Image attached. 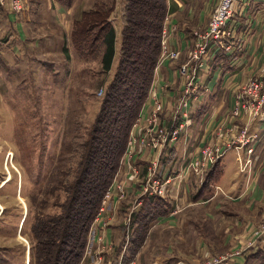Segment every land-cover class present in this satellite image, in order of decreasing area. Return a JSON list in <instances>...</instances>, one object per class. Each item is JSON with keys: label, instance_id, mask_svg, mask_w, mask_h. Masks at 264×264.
<instances>
[{"label": "crops", "instance_id": "0c3cea01", "mask_svg": "<svg viewBox=\"0 0 264 264\" xmlns=\"http://www.w3.org/2000/svg\"><path fill=\"white\" fill-rule=\"evenodd\" d=\"M116 1L118 4L121 2ZM25 2V8L20 14L12 13L6 8L0 9V83L4 72L7 74L10 66L24 59L31 48L40 47L45 51L46 44L53 42L59 58L67 50L73 58L75 53L69 48L73 23L83 13L92 10L95 0ZM215 3L216 0H166V44L169 50L178 53V58L161 59L157 63L150 89L163 104L160 119L167 127L175 126L174 114L185 88L184 79L179 75L178 69L188 62L194 34L205 29ZM110 21L117 44L120 20L114 16ZM228 28L232 30L234 38L230 43V50L226 51L216 44L211 45L202 59V66L197 70L194 92L189 96L186 109L187 117L184 119L179 115L177 118V123L186 121L178 139L167 143L158 151L146 150L135 153L132 157L131 163L137 169L139 177L146 174L145 169L151 163L157 164L156 179L163 183L164 197L172 200L167 216L156 220L154 225L182 227L181 231L173 232L174 239L168 240L170 244L162 252L164 254L157 256V264L174 258L175 242H179L181 251H184L178 252L176 259L181 254L197 257L205 252L218 254L233 249L235 237L247 235L250 227L256 225L264 216V119H257L247 125V147L240 150L229 149L234 151L232 160L225 161L222 158L219 161V192L213 191L212 196L207 199L197 198L199 191L194 188L196 184H190V180L181 176L186 163L196 158L199 150L213 143L223 146L229 139L226 129L237 133L243 127L232 121L226 123L238 88L251 80L258 79L264 83V0H234L233 15ZM150 110L151 101L147 98L141 109L142 121L147 119ZM219 129L223 132L222 136L217 137ZM249 148L252 149L251 155L246 154ZM238 157L250 161L243 172L237 163ZM118 174L122 179L127 176L126 167H121ZM191 177L193 181L196 180L195 176ZM201 206L206 208L210 218L212 216L216 219L212 229L218 238L214 235L212 238L203 237V232L195 227V216L190 213L191 210L202 209ZM245 225L248 226V231L242 228ZM187 226L193 229L187 230ZM157 227L154 230H159ZM229 231L231 233H227ZM96 232L97 227L93 230V236ZM107 235L109 236L108 232ZM152 237L148 239L147 247H143L137 256V264H142L141 259L151 258L156 254L153 247L156 239L154 237L151 245ZM91 244L89 249L95 246L92 242ZM85 259L82 264H89V259Z\"/></svg>", "mask_w": 264, "mask_h": 264}, {"label": "rangeland", "instance_id": "374dc122", "mask_svg": "<svg viewBox=\"0 0 264 264\" xmlns=\"http://www.w3.org/2000/svg\"><path fill=\"white\" fill-rule=\"evenodd\" d=\"M116 7L113 17L120 20L122 27L120 4L117 3ZM118 37L115 56L108 73L101 70L102 51L98 52L96 49L93 55L82 57L72 45L71 33L69 48L75 53L73 58L69 56L68 50L59 58L58 50L53 48L54 43L51 42L46 44L45 51L40 47L31 48L24 59L10 66L7 74L4 72L0 83V264H33L35 239L32 228L37 218L41 215L52 217L60 213L59 206L65 199L61 181L65 179L69 169L73 172L76 169L73 147L80 139L88 138L90 127L99 111L100 100L116 70L120 35ZM159 61H162L160 55ZM257 119L264 118L255 120ZM236 123L243 126L246 124L245 120ZM126 149L127 146L119 169L125 166L127 176L120 178L118 169L88 232L83 260L89 259V264H137V256L143 247H147L152 235L150 242L152 245L155 237L156 244L153 247L156 254L141 261L142 264H157V256L163 255L162 252L170 244L168 240L174 239L173 232L182 229L181 226L170 225L157 227L154 225L156 221L153 222L147 227L142 246L132 259L125 262V250L134 233V220L143 208V197H154L143 195L146 174L136 179L132 177L130 168L134 167L131 162L135 152L128 161L124 159ZM233 152H226L223 157L225 161L232 160ZM207 173L202 177L195 176L194 181L191 177L193 175L188 173L186 180H190V184H196L194 188L199 191ZM129 189H132L131 193H128ZM219 190L215 184L201 197L207 199L212 196L213 191ZM164 196L165 193L158 197ZM164 198L172 203L169 197ZM201 207L200 210H191L190 214L195 216V227L203 232L202 236L212 238L216 219L212 216L210 218L206 208ZM263 220L264 216L256 225ZM256 225H252L250 230ZM96 227L97 232L93 236ZM155 227L159 230H154ZM190 228L193 229L191 226L186 227L187 230ZM242 228L245 231L249 229L246 225ZM250 230L245 236L235 237V248L218 254L205 252L200 257L181 254L176 259L178 252L184 251H181L179 242H175V259H167L163 264H200L207 259L228 254L237 247L247 245L251 237ZM91 242L95 246L89 249ZM263 243L264 241L257 246ZM256 247L245 250L238 259V264H257L249 258Z\"/></svg>", "mask_w": 264, "mask_h": 264}, {"label": "trees", "instance_id": "16d2710c", "mask_svg": "<svg viewBox=\"0 0 264 264\" xmlns=\"http://www.w3.org/2000/svg\"><path fill=\"white\" fill-rule=\"evenodd\" d=\"M116 6V0H96L92 10L73 23L71 31L72 45L82 57L93 55L96 49L102 51L103 73L111 70L115 56L110 20ZM119 10L122 27L116 70L100 100L88 138L80 139L73 147L76 169H69L61 181L65 199L59 206L60 213L39 216L32 228L33 264H81L91 224L119 169L131 127L148 97L161 51L166 0H121ZM220 177L217 162L205 176L197 198ZM142 207L134 220L125 262L142 246L148 225L168 214L170 202L164 197H143ZM249 258L264 264V243Z\"/></svg>", "mask_w": 264, "mask_h": 264}, {"label": "built area", "instance_id": "2783aa9c", "mask_svg": "<svg viewBox=\"0 0 264 264\" xmlns=\"http://www.w3.org/2000/svg\"><path fill=\"white\" fill-rule=\"evenodd\" d=\"M234 0H216L215 7L210 15L205 29L194 34L193 48L191 50L189 60L181 65L178 69L179 75L184 79L185 88L182 97L179 99L176 112L174 114L175 126L169 127L163 125L160 115L163 112V104L153 90H149L148 99L151 101V110L146 120H141V113L137 117L129 139L127 141V149L124 159L130 160L133 153H141L146 150L158 151L167 143L174 142L178 139L181 131L186 125V121L177 123V116L181 115L186 118V109L188 107L189 96L194 92V86L197 79V70L202 66V59L206 56L208 48L216 44L226 51L231 48L230 43L234 41L233 32L228 28V23L233 15ZM25 0H0V9L6 8L12 13H20L23 11ZM168 30L163 29L161 33V51L162 60H175L178 53L168 49L166 39ZM151 88V87H150ZM102 94V91H101ZM256 118H264V83L260 80H251L240 87V91L234 96L230 109L229 117L226 121L246 122L245 126L237 133H232V129H226L229 139L224 145L216 143L209 144L199 150L196 158L190 160L187 164L185 172L182 176L186 177L188 173L196 177H202L217 162H219L229 149L240 150L247 147L249 142L248 126ZM221 128H224L222 126ZM217 132V137L222 136V129ZM247 155L252 154V149L246 150ZM240 171L250 164L249 160L237 159ZM131 175L134 179L139 177V173L135 167L130 168ZM145 184L143 186V195L163 196L164 188L157 175V164L151 163L146 169ZM168 182V181H166ZM103 211V209H101ZM250 240L246 246L237 249L228 254L220 255L215 258L207 259L200 264H238V259L245 250L256 247L264 241V220L250 230Z\"/></svg>", "mask_w": 264, "mask_h": 264}]
</instances>
